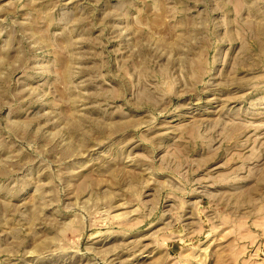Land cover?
Wrapping results in <instances>:
<instances>
[{"label":"rangeland","instance_id":"rangeland-1","mask_svg":"<svg viewBox=\"0 0 264 264\" xmlns=\"http://www.w3.org/2000/svg\"><path fill=\"white\" fill-rule=\"evenodd\" d=\"M0 264H264V0H0Z\"/></svg>","mask_w":264,"mask_h":264}]
</instances>
